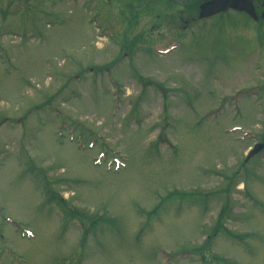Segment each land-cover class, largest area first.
I'll return each mask as SVG.
<instances>
[{"label": "rangeland", "instance_id": "374dc122", "mask_svg": "<svg viewBox=\"0 0 264 264\" xmlns=\"http://www.w3.org/2000/svg\"><path fill=\"white\" fill-rule=\"evenodd\" d=\"M197 1L0 0V264H264V33Z\"/></svg>", "mask_w": 264, "mask_h": 264}, {"label": "flooded vegetation", "instance_id": "af4514ba", "mask_svg": "<svg viewBox=\"0 0 264 264\" xmlns=\"http://www.w3.org/2000/svg\"><path fill=\"white\" fill-rule=\"evenodd\" d=\"M207 1H210V0H198L197 1V13H198L200 4H202L203 2H207ZM247 1H248L247 11L243 10L244 7L238 10L229 9L224 13H220L206 20H211L216 17L225 19V18H229L230 16L234 14H237L243 18L241 19V22L244 25L246 24L247 26H250V25L252 26L254 35H259V34L262 35V33H264V0H247ZM206 20H199L196 22H203ZM191 21L193 22V19H191ZM188 23H189V19L184 20V24H185L184 26H186Z\"/></svg>", "mask_w": 264, "mask_h": 264}, {"label": "water", "instance_id": "95a60500", "mask_svg": "<svg viewBox=\"0 0 264 264\" xmlns=\"http://www.w3.org/2000/svg\"><path fill=\"white\" fill-rule=\"evenodd\" d=\"M248 1L247 0H210L207 2H203L199 6V15L200 19L207 18L218 14L220 12H226L229 9L238 10L243 8V10L247 11ZM262 148V145H255L253 149L248 153L245 160H248L251 156H253L259 149Z\"/></svg>", "mask_w": 264, "mask_h": 264}]
</instances>
